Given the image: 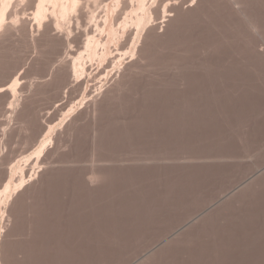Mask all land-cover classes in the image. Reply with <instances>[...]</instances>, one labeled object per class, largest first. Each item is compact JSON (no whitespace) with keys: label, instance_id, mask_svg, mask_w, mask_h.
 Segmentation results:
<instances>
[{"label":"rangeland","instance_id":"1","mask_svg":"<svg viewBox=\"0 0 264 264\" xmlns=\"http://www.w3.org/2000/svg\"><path fill=\"white\" fill-rule=\"evenodd\" d=\"M40 1L0 0V264H264V0Z\"/></svg>","mask_w":264,"mask_h":264},{"label":"snow or ice","instance_id":"2","mask_svg":"<svg viewBox=\"0 0 264 264\" xmlns=\"http://www.w3.org/2000/svg\"><path fill=\"white\" fill-rule=\"evenodd\" d=\"M195 0H193V3ZM179 6L180 5V0H165V4L163 7H161L159 4L156 3V0H153V7H159L163 16L168 17L170 15H174V12H171V8L173 6ZM19 87V83L17 81H12L11 83H5L3 87H0V93H8L11 98V93L14 88ZM7 110L10 112L13 109V105L11 103H8L6 106Z\"/></svg>","mask_w":264,"mask_h":264},{"label":"bare ground","instance_id":"3","mask_svg":"<svg viewBox=\"0 0 264 264\" xmlns=\"http://www.w3.org/2000/svg\"><path fill=\"white\" fill-rule=\"evenodd\" d=\"M49 1V0H48ZM47 0H45V2H48ZM62 1V4H61V8H60V10H63L62 8H64V10H66V11H61L60 13H64V15L66 16V12H69V10L68 9H71L72 7L73 8H75V4L77 3H79V2H77L78 0H61ZM60 1V2H61ZM44 2V0H41L39 3H40V5H39V7H38V11H37V14H38V12H40L39 14H38V16L40 15V14H42L43 13V15L45 14V12H46V10H44L43 11V9L45 8L44 6L46 5V3ZM52 3H54V5H52L53 7H55V5L57 6L58 5V3H59V0H54V2H53V0L51 1ZM4 3H5V1H4ZM3 3V5L1 4V6H0V20L1 19H3L4 18V16H5V14H4V12H3V6L5 5ZM45 4V5H44ZM48 4H49V2H48ZM47 4V5H48ZM49 6V5H48ZM51 6V5H50ZM76 6H78V5H76ZM47 8V7H46ZM45 8V9H46ZM50 8V7H49ZM49 8H47V9H49ZM77 8V7H76ZM51 9V8H50ZM52 10V9H51ZM75 11V10H74ZM42 12V13H41ZM55 13V12H54ZM73 13V12H72ZM43 15H40L41 17L43 16ZM67 15H68V13H67ZM39 16V17H40ZM141 17V16H140ZM65 18V17H64ZM143 19H145V16L144 17H142ZM1 21H3V20H1ZM4 21H6L5 19H4ZM57 23V22H56ZM59 27V26H58ZM61 27V26H60ZM93 43V42H92ZM98 43V42H97ZM74 65V64H73ZM13 105V104H12ZM46 140H47V138H46ZM44 142V141H43ZM46 143V142H45ZM44 145V144H43Z\"/></svg>","mask_w":264,"mask_h":264}]
</instances>
